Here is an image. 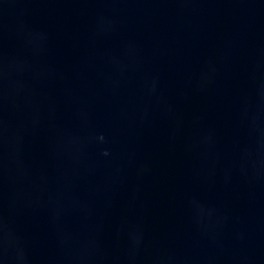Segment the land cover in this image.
Masks as SVG:
<instances>
[{"label":"water","instance_id":"95a60500","mask_svg":"<svg viewBox=\"0 0 264 264\" xmlns=\"http://www.w3.org/2000/svg\"><path fill=\"white\" fill-rule=\"evenodd\" d=\"M0 264H264V0H0Z\"/></svg>","mask_w":264,"mask_h":264}]
</instances>
